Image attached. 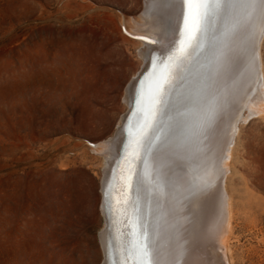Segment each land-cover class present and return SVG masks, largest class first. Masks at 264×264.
I'll return each mask as SVG.
<instances>
[{
    "label": "rangeland",
    "instance_id": "rangeland-1",
    "mask_svg": "<svg viewBox=\"0 0 264 264\" xmlns=\"http://www.w3.org/2000/svg\"><path fill=\"white\" fill-rule=\"evenodd\" d=\"M142 0H0V264H99L101 158L140 65ZM264 59V39L262 44ZM231 264H264V117L241 123Z\"/></svg>",
    "mask_w": 264,
    "mask_h": 264
},
{
    "label": "bare ground",
    "instance_id": "bare-ground-1",
    "mask_svg": "<svg viewBox=\"0 0 264 264\" xmlns=\"http://www.w3.org/2000/svg\"><path fill=\"white\" fill-rule=\"evenodd\" d=\"M185 4L181 0H142L138 16L128 24H121L128 33L127 39L137 46L140 65L123 88L125 109L113 133L92 146L101 158L98 210L102 227L97 233L101 256L99 264L104 257H109L108 264H122L123 246L117 239V226L113 224L111 232L105 227L108 217H113L111 203L115 160L127 142L124 128L116 135L115 132L123 126L124 118L121 119V116L137 94L136 83L129 82L148 61L146 49L153 57L154 52L165 49L176 38ZM201 4L203 24L199 47H195L194 53L197 49L196 64L199 59L200 62L205 61L198 78L192 81L196 84L179 97L175 114L164 131L159 133L162 137L150 157L146 188L156 201L152 198L150 209L136 198L135 193L132 197L130 213L139 217L140 225L136 228L142 227L147 247L151 234L149 214L157 216L159 234L156 253L160 264L163 261L164 264H231L230 239L234 231V213L227 178L231 172L233 142L241 123L264 117V4L256 0L250 8H234L228 16L223 15V3L202 0ZM188 16L186 25L193 27L198 15L191 10ZM132 35L157 45L152 46ZM215 87L218 88V110L214 116ZM177 109L180 110L179 117ZM136 115H139L138 111ZM177 119L183 124L173 135ZM129 127H126L127 130ZM203 140L205 143L195 153L193 148ZM189 150V156L178 157ZM163 196L170 210L161 198ZM147 255L151 253L147 252ZM24 262L20 257L12 264ZM146 264L152 263L147 259Z\"/></svg>",
    "mask_w": 264,
    "mask_h": 264
},
{
    "label": "water",
    "instance_id": "water-1",
    "mask_svg": "<svg viewBox=\"0 0 264 264\" xmlns=\"http://www.w3.org/2000/svg\"><path fill=\"white\" fill-rule=\"evenodd\" d=\"M191 10H193V14L198 15V21L193 27L186 25L189 17L188 13ZM202 12L201 2L197 3L194 0L193 3H186L181 11V19L179 18L180 28L176 38L165 49L154 52V56L151 57V63L145 62L135 79L129 82V84L136 83L137 94L131 106L121 116V119L124 118L123 126H119L115 132L116 135L121 128H124V137L127 142L125 143L124 141L125 145L122 153L115 160L111 203L113 217H108V224L105 227V230L109 228V232H111L112 225L117 226V239L120 240L123 246L122 264H146L147 259L152 264H160L156 253V240L159 234V230L156 228L157 216L149 214L151 217L149 222L151 234L150 244L147 247L144 243L142 227L136 228L140 225V219L130 213L133 202L132 197L133 193H135L136 198L140 202L152 209L153 197L150 196L149 188H146V177L150 172V157L162 137H159V133L164 131L165 126L171 122L169 121L170 118L172 120L175 114V107L180 100L179 97L190 89L191 85L196 84V82L192 83V81L198 78L205 61L202 60L200 62L199 59L196 64L197 56L195 55H198L197 49L196 53H194L195 47H199L200 42L203 24ZM123 31L127 33L125 28H123ZM132 37L144 40L152 46L157 45L151 40L143 39L141 36L132 35ZM181 47L183 52L179 51ZM213 90L216 98H214L212 107L213 110L215 109L213 114L215 116V111L218 110V88L215 87ZM136 111L139 112V115L135 116ZM128 125L130 127L127 130L126 127ZM150 140L152 141L151 143H149ZM205 140L197 146L195 145V148H193L195 153L200 151L201 145L205 143ZM91 145L94 146L95 144ZM189 152L190 150L181 153L178 157L185 158L189 156ZM105 198L107 201V196ZM161 198L166 202L170 210L165 196ZM153 199L156 201L155 198ZM103 200L104 198L101 206ZM147 252H150L151 255L146 256ZM109 261V257H104L101 264H108ZM162 264H164V261Z\"/></svg>",
    "mask_w": 264,
    "mask_h": 264
},
{
    "label": "snow or ice",
    "instance_id": "snow-or-ice-1",
    "mask_svg": "<svg viewBox=\"0 0 264 264\" xmlns=\"http://www.w3.org/2000/svg\"><path fill=\"white\" fill-rule=\"evenodd\" d=\"M182 3H193L194 0H181ZM195 2L199 3L201 2V0H195ZM204 2H206V0H204ZM215 3H223L224 7H223V15L224 16H228L231 14L232 10L235 8L237 10L242 9V8H250L255 2L256 0H214ZM261 4H264V0H260ZM186 23V21H185ZM146 51V55H147V59L148 62L151 63V52L148 51L147 49ZM179 51L183 52V48L181 47L179 49ZM176 115L177 117H179L180 115V110L177 109L176 110ZM183 124V121L180 119H177L176 121V126L173 130V135H175L176 129L180 128ZM152 141L150 140L149 143H151ZM167 142V140L165 141V143Z\"/></svg>",
    "mask_w": 264,
    "mask_h": 264
}]
</instances>
